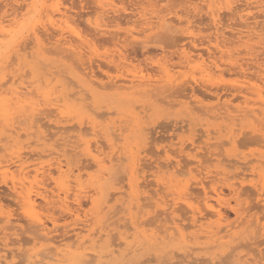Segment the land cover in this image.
Wrapping results in <instances>:
<instances>
[{
	"label": "rangeland",
	"instance_id": "rangeland-1",
	"mask_svg": "<svg viewBox=\"0 0 264 264\" xmlns=\"http://www.w3.org/2000/svg\"><path fill=\"white\" fill-rule=\"evenodd\" d=\"M0 1H1L0 7H6V6L10 7L9 5H7V3H10V5L14 4V6L15 5L19 6L20 2H27L25 0H23V1L22 0H4V1L0 0ZM64 1L65 0H60V1L59 0H49L44 5L46 8L44 6L41 7L39 12L37 13L39 19H41L43 17L42 16L43 14L46 15V16L44 15V19L42 18V25H41V22L39 23V27L41 30L40 32H42L41 33L42 37L40 36L41 35L40 32L35 34L36 37H38V38L34 40V42L32 44V48L28 49L29 55L27 54V51L25 52V54H27V55H26V57L23 56V59H22L23 66L17 69V72H18L17 78H19V75H20V78H23L27 85L32 82L30 85H32V87L35 86L37 88L43 87V86L45 87L47 80H49V81L52 80V85L56 87L55 93L58 92L57 94H54L53 96H59V97H61V99H63L60 102V108L59 109L53 108V109L56 111V113H58V116L60 118H63L66 120L69 119V120H67L68 121L67 126L69 127V130H68V128H64L66 130V132H64L66 135L71 134V133L78 135L80 132H82V134H84L86 136V139L90 140L91 143H93L94 141L96 142L97 141L96 139L98 138V140H99L98 142L103 147V150L105 151V153L108 152V153L112 154L114 151H118L116 149H118L119 147L120 148H119L118 153H121L122 155H124L126 153L125 156L127 157V159L123 158L124 162H123V165L121 167L122 170L120 168L118 169L119 171L117 170L115 177H114V178H116L115 182L116 183L118 182L117 184H119V185H123L122 191L125 189L124 191L127 192L126 197H124L127 200L126 204H129L130 202L132 204H134L138 201V197L142 196L141 197L142 200H140V204L142 205V203H143L144 207L142 206L143 209H141V207H140L141 205L139 206L140 208L138 206H134V209H133L134 215L132 216L127 211L123 210L124 208L122 207L123 205H121V201H113L112 205H114V206L112 208L111 213H113V215L116 214V216H114L113 219H111V221L116 220V222H115L116 224L114 223V225H112V227H114L118 224L121 225L117 229L114 230L115 232L113 231V233L117 235L116 238H119L127 230V227L124 226L123 224L126 223V224L131 226L132 221L137 219L136 218L137 215L138 214L142 215L140 217L138 216V224L139 225H138L137 230L133 229V227L131 230H129L130 233L136 231L134 236L130 237V239H129L130 241H133V243L135 242V246L133 247L131 253L125 255V253L128 252V249L126 248L125 244H123V246L121 245L122 247L120 246L121 248L119 249L121 251L118 250L119 255L116 252L112 256H106L104 258L97 257L96 258L97 264H106V263L107 264H116V262H117V264H127V262H128V264H140L141 260L143 261L145 259H147L148 261H155L156 264H167V263L168 264H173V263H175V264H183V263L184 264H192L193 263L192 261H194V260L195 261L193 264H195V263H197V264H206V263H209V264H216V263L217 264H234V262H235L234 260L236 258L235 254H238L239 251L241 254L244 253V254L250 256L252 259H256V260H254L255 264H259V262L262 259H264V201L261 200V198L258 194L259 190H257V189H259V188H257L259 186V184H260V186H259L260 188L264 185V166H263L264 164H262V163H264V127H263L264 122L259 125V127H260L259 130L253 131L252 128L247 124V123H250L249 119H243L241 121L239 119V121L238 120L232 121V120L228 119V117H230V116H227V114L225 112H221L220 114H215V109L213 107H214V104H216L218 102V97L215 95V93H213V91H215L216 90L215 88L217 87L216 91H219L222 96L225 95L222 98V101L224 102L226 99H227L226 101H231L233 108L235 106L238 107L240 105L245 106V104L242 102L244 100V98H243V96L242 97L240 96V94L242 95V93L240 91L238 92V90H235V87L233 85L236 84L237 82L240 85L243 84L245 81H247L249 83L250 82H257L259 85L263 86V90H264V53L260 54V57H259L260 58L259 61H261V60L263 61V62L261 61L259 63L263 64V66H261V68L259 69V66L257 64V67H258L257 69L256 68L249 69L250 72L247 71L248 77L242 76V74L235 73V71H233L231 69L234 66L231 67L229 60H227V57L220 59L221 60L220 62L222 63V65L223 66L225 65L223 67V69L225 68L224 76H220V77L217 76L216 78H213V80L207 81L208 83L206 84V86L203 85V83L205 84L206 81L204 82L202 80V78L199 76L200 74L199 75L197 74V77L200 81V82L199 81L197 82L194 79L195 74L192 71V69L190 71V68H188L187 66H184V67L178 66V68L175 69L176 70V77H180V78H178L177 81L175 82V85L173 86L174 89L172 87L171 89L167 90L165 94L160 95L159 97L151 96V94H148L149 95L148 96L147 93H144L142 91L137 93L139 91V89L135 88V87L117 88V86H115V87H110V88L106 87L105 88L102 85H99L98 83L92 84L91 76L88 77L89 74L86 75V73H85L86 71L83 72L84 71V70H82V68H84L83 66L89 65V63H87L85 61L83 62L80 59L78 60L75 57L66 59L65 56H62L64 54L59 53V55H58L57 52L51 53L52 50H49L50 52H48L44 49V48H46L48 50V49H50V47H48L49 45H47V44H42V41L44 43H47L46 42L47 40L46 39L43 40V38H47V36H49L48 34L51 32V30L52 31L54 30V27L47 24L48 22H47V20H45L48 17L46 13H52L53 9L56 8L57 5L59 4L58 2H61V4H59L61 6V9H64V11L68 10L69 12H72L71 15L73 16V21L75 19V22H73V23L78 26L77 29L83 33L85 38H87L89 41L91 40L90 44H91L92 50H93V56H92L93 62L92 63H93V69L95 70L94 72L99 76H103L102 78H104L105 80H107L108 74L116 75V73H118L117 72L118 70L116 68V63L111 62L110 60L112 57H115V59L118 60V55L120 53H123L126 57L129 56L127 58V61H129V65H132V66H130L131 68H129V69H132V67H133V69H141V68L147 67V68H149L150 71H152V73H154V74L156 73L157 75H161L159 72V71H161V68H162L161 66H163V68H168V67H171L173 64H179L181 62V54H182L183 50L185 48H187V50L194 49L193 45H192L193 43L191 42L190 38L187 39L188 36H187L186 32L182 31V30H184V28L186 26L184 25V23H185L184 21H180V18L183 17L182 19H185V17H187V15H189V14L193 17L192 20H194V18H195V21H194L195 23L193 22V25H194L193 29L194 28L197 29V30H195L196 34H198L197 37L199 39V41H197V43L201 42V46H203L202 40H204V38L207 37L206 36L207 33L211 34L213 32V30L208 29L209 26H211V24H210L211 22L209 20V17H207L208 14L205 11L204 13L203 12L201 13L203 15L199 14L197 16L195 15V17H194L193 16L194 13H191L192 11H189V9H188V11H186L187 8H189V7H187L188 5L185 4V2H183L185 0H181L182 2L180 0H165L164 3L161 2V4H160V5H162V6L164 5V6L163 7L159 6V8L161 10H163V9L166 10L165 13L170 12V15H172V16L169 15L170 17H176L177 18V19L175 18V21L178 22L177 27L179 26V28H180V29L178 28L179 31H177V30H176L177 32L172 31V28L170 30L169 29H166V30L165 29H162V30L157 29V30H159L157 32L156 31L150 32L147 30L148 31L147 33L145 32V33H142L140 35L138 34L139 35L138 38L136 37L132 40L133 37L129 36V33H127V31H130L131 28L136 29V30H142L145 26L142 23V22H144V20H143L144 17H141L140 13L144 11L146 13V15L148 14L147 15L148 18L152 15H153L152 17H154L155 13H152L153 10H151L154 8L150 5V2L152 0H143V1L142 0H114V3L117 5L116 7L121 9V11H120L121 14H119L120 12L119 13L118 12H116V13L110 12V14L108 13L110 16H108L107 14L105 15V16H108V18H110V20H113L114 17H115V19L117 17H119L117 21L113 20L112 21L113 23L112 22H111L112 24L110 23L111 24V25H109L110 27L107 26V29H108L107 32L105 30L106 27L104 29L105 31L102 30V31L98 32L96 29H94L95 28L94 23H95V21H97V18L101 14L97 10L99 7H96L97 3H98L97 0H94V2L97 1V3H94L93 0H67L65 2ZM132 1H133V3H132ZM251 2H253L251 4L252 5L251 6L252 13H254L255 15L261 14V16H259V19H261L263 21L264 20V16H263L264 13L262 12L261 6L259 4L262 2L260 1L258 3V1H256V0H253V1L251 0ZM228 3H231V6L233 7V8L231 7L232 10H231V8H228L226 6V5H228ZM244 3L245 2L243 0L242 1L241 0H227V1L223 0L222 3L219 2L217 4V6L220 5L219 6L220 16H221L220 18L222 19V24L224 25V27L226 26L225 28H226L228 34H230V28H233V29L237 28L238 29L239 24L237 25L236 23L237 22L240 23V20H238L240 18L236 14L233 15L232 11L234 13V8L236 9L239 6L244 5ZM122 4H123V6H122ZM124 4H126V5H124ZM176 5H178V6H176ZM256 5H257V7H256ZM149 6L152 8H150ZM173 6H174V8L172 9ZM170 7H171V9H170ZM223 7H224V9H223ZM43 8H45V9H43ZM149 8L151 11H149ZM177 8L179 9L178 11H177ZM47 9L52 10V11L50 12ZM95 10H96V12H95ZM224 10L225 11L227 10V11L225 12ZM41 11H44V13L41 14L42 13ZM46 11H49V12H46ZM139 11H140V13L138 14ZM183 11L188 12V14L186 15V13ZM255 11H256V13H255ZM149 12H151V13H149ZM111 14L112 15L114 14V15L112 16ZM117 14H118V16H117ZM149 14H152V15L149 16ZM174 14L177 16H174ZM97 15H98V17H97ZM120 15H122V16L120 17ZM234 16H235V19H232V18H234ZM78 17H79V19H78ZM202 17H203V19H201ZM204 17H206V18H204ZM262 17H263V19H262ZM120 19H121V22H120ZM236 19L238 21H236ZM78 21H79V23H78ZM262 21H261V24H264V21L263 22ZM45 22L47 24L46 27L50 26L49 27L50 32L45 31V27H44ZM179 22H182V23H179ZM196 22H197V24H196ZM228 23H230V24H228ZM175 25H176V22H175ZM112 29L115 30L116 33ZM237 29H235V30H237ZM85 30H87V31H85ZM91 31H93V32H91ZM43 32L46 35L43 34ZM120 32H122V33H120ZM94 34L96 37L94 36ZM162 34L165 38H164L163 42H159L157 38L159 36H161ZM43 35H45L46 37ZM116 36H117V38H116ZM183 36H184V38H183ZM97 37L98 38L101 37V39L100 38L98 39ZM119 37H121V39ZM200 37H203V38H200ZM148 38H150V40ZM263 38L259 39V41H263L264 40ZM95 39H96V41H95ZM142 39H143V43H142ZM139 42L142 43V45ZM258 42H257V46L259 45V47L257 48V46H256L254 49H260L261 51L256 50V52L257 51L258 52L255 54H258V53H261L262 51H264V43H263L264 41L260 42L261 44H258ZM255 45H256V43H255ZM261 46H262V48H261ZM236 47L239 49V50L237 48L233 49V51H235L234 55H237L236 58L237 57L241 58L240 59L241 61H245V59L247 57H249L250 60L252 59L253 55H250L246 52H243V51H245V49H247V47L245 45H241V46L236 45ZM115 48H116V50H114ZM241 49H243V50H241ZM254 49H252V51ZM240 51H242V53H239ZM246 51L248 52V49ZM146 52H148V53H146ZM237 52L239 54H237ZM115 54H117V55H115ZM244 54H246V55H244ZM33 55H34V57H33ZM94 55L98 59H95ZM238 55L242 56L243 58L239 57ZM243 55L245 56V58ZM153 56H155V57H153ZM217 56H218V54H217ZM26 58H27V60H26ZM71 59H74V60L76 59V61L71 60ZM249 59H246V61H248L252 64L253 59L251 61ZM77 60H78V65H77V63H75V62H77ZM102 60H103V62H102ZM222 61H225L224 62L225 64H223ZM84 63H86V64H84ZM228 63H229V65H228ZM96 64H98V65L96 66ZM227 65L230 66L231 68L228 67ZM42 68H44V69H42ZM114 68H116V69H114ZM52 70H54V71L52 72ZM56 70L57 71L59 70L58 71L59 74H62L64 76L61 75L62 76L61 77L59 74L56 73L57 72ZM64 70H66V71L64 72ZM177 70L179 72H177ZM262 70H263V72H262ZM45 71H47V72H45ZM115 71H116V73H115ZM26 72L31 73V75H26L27 74ZM41 72H43V73H41ZM173 72H175V71L173 70ZM180 73H182L183 75L181 74L182 76H180ZM65 74L68 76H66ZM40 75L43 76V77H41L42 80H41V78L37 79V77L38 76L40 77ZM65 76L67 77V78H65V80L68 79V81H70V84L67 81H65V82H64V80L62 81V78ZM52 77H55V78H52ZM57 77L59 80L61 78V81L58 82V80L56 79ZM70 77L74 80L73 82H75L76 84L72 82V79ZM90 78H91V80H90ZM257 78L262 80V81H259ZM186 79H187V81H186ZM20 80H22V79H18V82ZM34 80H36V81H34ZM42 81H43V83H42ZM242 81H243V83H242ZM105 82H108V81H105ZM179 82H180V85H179ZM67 83L69 84L68 87L70 88L71 92L75 90L77 93H81V94H76L74 97L64 96L65 91L63 93V90H64V87L68 85ZM71 83H73V84H71ZM200 83H202V84H200ZM215 83L218 84L220 88L222 87V89H220L218 87V85L216 86ZM230 83H232V84H230ZM41 84H43V86ZM79 84L82 86H80ZM191 84H193V85H191ZM226 84H228L229 86L232 85L233 87H230V88H232L234 90L230 89ZM39 85H41V86H39ZM211 85H215V87L212 89L213 86L211 87ZM100 86H102V87H100ZM177 86H179V87H177ZM72 87H74V89ZM82 87H84L85 90H82ZM192 88H193V90H192ZM223 88H225V89H223ZM228 90H230V91H228ZM83 91L84 92L87 91L88 94H86V95H88L89 98L85 97V93ZM135 91H137V92H135ZM194 91H195V93H194ZM225 91L228 93H226ZM59 94H61V96ZM77 97L79 99H76ZM160 97H162V98H160ZM68 98H70V99L72 98V99L68 100ZM231 99H233V100H231ZM253 99H254V97H252L250 99L251 105L255 106V104L252 101ZM164 100L167 102H165ZM71 101H72V103H71ZM222 101L220 100L219 102L222 103ZM175 103H177V104H175ZM190 103H191V105H190ZM89 104H90V106H89ZM210 105L213 107L209 108V107H211ZM194 106H196L197 108L196 107L194 108ZM52 107H51V109H52ZM190 107L192 108V111H191ZM208 108H209V110H208ZM102 112H103V114L101 115ZM112 112H114V113H112ZM234 114L235 115L238 114L236 117L243 116V115H241L242 113L240 114L239 111H234ZM223 116H224V118H216V117H223ZM92 119L97 121V123L99 125H101L100 129L98 127V130L100 131V133H98L99 135H95L94 134L95 132H93V130L91 128V122H89V121H91ZM251 120L253 121L252 118H251ZM257 122H256V124H258ZM81 123H82V125H81ZM116 124H117V126L119 125V127L118 128L116 127L115 129L116 130L118 129L117 132H119V133H117L114 130L115 133L117 134V137L115 136L116 134L112 137V134L111 135L107 134V130L105 128L108 125L112 126V125H116ZM83 126H86V127L90 126V128L89 127L86 128L88 130L90 129L89 131H91L90 134L88 133L89 131L87 132L88 136H87V134H85L86 129H85V127L83 128ZM226 126H227V128H226ZM79 127H80V129L83 128L85 131L79 130L78 129ZM120 127L121 128L124 127V129L123 128H122L123 130L119 129ZM71 128H73V129L71 130ZM74 128L76 130L78 129L79 131H76ZM55 129L57 130V128H54L51 131L55 132L56 131ZM101 130L104 132L102 133ZM111 131H112V129H111ZM226 131H227V133H226ZM237 132H239V134ZM120 133H123V134H120ZM208 133H210V135ZM104 134H106V135H104ZM118 134H120V135L118 136ZM149 135H151L152 137ZM32 136L34 137V135H32V134L26 135V137L24 135H22L20 138L21 139L20 144L23 147V150L26 151L25 154L29 153V152L34 153L35 151L43 148L41 145H38L37 142H35L34 140H33L34 143H30L32 145L30 147H28L30 145L29 141L31 139H33ZM1 137H4L6 139H4V138L0 139V150H1L0 154L5 152V150H3L4 146H8V148L10 147L9 145L12 146L11 148H13V146H14L13 141L7 142L8 138L6 137L5 133H0V138ZM149 137H151V138H149ZM111 138L116 139L115 142H117L118 146L116 147L115 150L110 145L113 142V140ZM34 139H35V137H34ZM117 139H118V141H117ZM235 139L237 141H235ZM5 141H6V143H5ZM194 141L196 143L195 145H193ZM225 141H227V142H225ZM228 141H231V142L229 143ZM9 142H11L12 144H10ZM95 142L93 144H96ZM220 142H221V144H220ZM23 143H25V144H23ZM1 146H2V148H1ZM194 146H196L197 148H195ZM183 147H186L185 148L186 152H184L185 150L181 151V148H183ZM204 147H205V149H204ZM79 149H82V148H79ZM11 151H12V149L10 150V148H9L8 152H11ZM133 151H134V153H133ZM8 152H5V153L8 155ZM123 152H125V153L123 154ZM196 152L199 155V158H201V160L190 162L191 155H195ZM189 153L191 155H189ZM133 154L134 155L136 154V156L139 160L137 165L132 164V155ZM72 156H70V158H71L72 163L74 161V163H75V164L73 163L74 165L78 164V165H82V166L83 165L87 166V168L85 166V169L82 171V173H84V174L81 177V180L84 182V185L86 187L84 194L89 193L88 194L89 196L91 194H93V196L96 198H102L104 192L101 191L100 184L101 185H103V184H102V181L99 180V178L102 174V168L98 165H95L94 160L89 155H87L86 153L81 152V150L78 153V157L75 154ZM79 158H80V160H79ZM31 159L32 160H29V164H32L30 169H33L34 167H36V165L41 166L42 164L40 163V161L42 160L41 162H43V160H46L47 158L44 157L43 159H36V158L35 159L31 158ZM177 159L178 160L183 159V162L181 161L182 167H181V165L178 166V169H180V170L177 173H179V175L177 174L176 178H174L175 180L172 181L169 173H167V171H166V164L168 161H171V160L176 161ZM249 159H251V160H249ZM248 160H249V163L247 162ZM34 163H38V164L33 165ZM159 164L165 168L160 167ZM255 167H257V168H255ZM159 168H161V170ZM219 171L221 174L219 173ZM245 173H247V175H245ZM0 176H1L0 177V190H1L0 191V197H1L0 198V212H3L5 214H12L15 217H20V216L22 217L24 215V209L21 205V202L18 201L19 198L14 196L13 193L11 192V189L9 187L10 182L9 183L7 182V180L9 181L11 179V176L10 175L9 176L0 175ZM242 176L243 177L245 176L247 181H245V184L243 185L244 190L242 188L241 192H240L243 195H238V194L237 195L240 196V200H241V201L239 200L241 202V205H239V206H241L243 208V210L247 208L246 210L248 212V213L247 212L244 213V215L246 217L243 215V217H244L243 220H245V218H246L247 221L251 220L252 222L255 223V224H252L251 227H248L247 224L245 226V223L247 222L246 220H245L246 222L243 221V223H244V226H243V223L241 224L239 222L242 218H239V220L236 219L237 216L234 213L233 207L237 203V201H236L237 199H235L237 197L235 196L236 194H231L230 191L227 190L226 194L224 195V198H223V200H224L223 201L224 202L223 208L229 215L227 222L230 223L232 221L231 223L234 222L235 226L233 227V229L231 231L232 234L227 235L226 238L223 239V242L221 244H218V245L214 244V245H212V247H210V245L212 243L209 242L208 240H204V238H202L201 239L203 241L202 244H200V245H198V244L194 245L193 244L192 247H187L185 245V242H183L182 239L180 240L181 237L178 236L179 234L178 235L176 234L177 236L176 235H174V236H165L164 235L163 237H160L157 239H154V236L151 235L153 229L154 230H156V229L160 230V225L164 224V227L170 225L171 220H168V221L166 220V218H168L169 215L171 216V219L173 217L177 218V220L178 219L180 220L182 218V220H184L186 223H190L192 221V214H193V212H191L192 208L187 202H185L184 200H176V202L178 204L172 203V202H174V198H176L179 195L178 192H179L180 188H183L186 185H188V188H189V185L192 184V185H190V188H191L190 190L191 191L193 190V192H196V193L191 192V194H192L191 195L189 192V195L191 197L195 195L196 197H195V199H194V197H192L193 198L192 199L189 196L190 202H192L195 206L200 205V207L201 206L204 207L205 204L203 202L204 200H202V199L206 196L205 189L198 181L203 180V181L207 182L206 183V186L208 187L207 189L209 191H211L214 186H219V185L223 186L227 189L229 181L234 182V181L241 180V179H243ZM226 180H228V182ZM121 181H122V183H121ZM145 181L148 184L144 183ZM45 182H46V185H45L46 187L44 189L49 190V192L51 194L53 193V195H57L58 192L61 191L59 186L55 183V181L53 179L47 178ZM113 182H114V180H113ZM119 185H117V186H119ZM126 185H127V187H126ZM161 187H162V189H161ZM163 187H164V189H163ZM3 188H4V190H3ZM144 188H146V189H144ZM161 190H163V191H161ZM110 191L112 192L113 189H111ZM157 191H158V193H157ZM159 191H160V193H159ZM171 191L173 192V195L171 194L172 193ZM89 196H83V198H82L83 202L86 200L88 201V202L87 201L84 202L83 210L85 212L89 213V217L92 220L91 223H93V225H96V227H97L98 225H100L102 223L101 219L103 221L105 220L104 219L105 216H104V214L98 215L96 213L97 206H95L92 203L91 198ZM164 196H166V197H164ZM149 197H151V198H149ZM52 199L58 200L59 198H58V196H55ZM160 200L161 201L164 200L167 205L164 204L163 206H158L157 202H159ZM170 201H172V202H170ZM70 202L73 205H76V203L73 202V198H70ZM147 202L148 203L150 202V204L151 203L152 204L154 203V204L150 205V204H147ZM229 202L231 205L228 204ZM116 205H117V208H116ZM47 206L48 207L44 206L45 208L42 206V208H40V213L45 218H51L53 215L58 217L59 218L58 224H59V227H61V229L59 228L61 230V232L63 231V229L66 232V231H69L70 229H72L74 227V225L72 223L73 222L72 218L69 215H67V212L62 211V209L59 207V204H56L54 206L53 205H47ZM236 206H237V204H236ZM121 207H122V209H121ZM156 207H157V209L158 208H161V209L157 210ZM137 209L143 210V213H141V210H140L139 211L140 213L138 212V214H137L136 213L138 211ZM174 209H176V210H174ZM92 211L95 213H93ZM171 211H172V213L170 214ZM173 211H175V212H173ZM85 212L82 213L83 218H85V216H84ZM144 212H146V214ZM65 213H66V215H65ZM126 213H128V214H126ZM156 213H158L157 214L158 216L156 215ZM167 213H169V214H167ZM143 214H145V215H143ZM123 215H124V218L120 219L121 217H123ZM185 216H187V218ZM251 218L254 220H252ZM127 219H129V221ZM142 219L145 221L150 220L147 222V223H149V225L147 223H145V224L141 223L140 221H142ZM187 219H188V221H187ZM28 221H30V220H28ZM28 221H27V219L21 220L20 223L18 224L17 228H18V232L20 233V236L23 234L22 236L24 238L26 236H28L26 238H28L30 240L31 238L38 236L37 234H40V233H36V231L35 232L32 231L35 234L32 233L30 228L32 230L33 229L36 230V228H38V227L34 226L36 224H34L32 221H30L34 224L33 225L31 223L33 225L32 226L30 224V222H28ZM155 221H156V223H155ZM165 221H167V223H169V225L167 223H165ZM25 222H27V223H25ZM118 222H121V223H118ZM4 224H5V221L0 220V227H1L0 228V232H1L0 235L1 236L4 235V233H3L4 229L2 230V228L6 225V224L5 225ZM156 224L158 225L159 228H156V226H157ZM25 225H26V227H25ZM27 225L29 227H27ZM30 225H31V227H30ZM33 227H36V228H33ZM62 227H64V228H62ZM148 227H149V229H148ZM245 227H247V228H245ZM25 228H27L28 230L26 229V231H25ZM60 230H59V232H60ZM193 230H195V228L191 227L188 231L190 232ZM37 231H38V229H37ZM59 232H55V234L56 233L60 234L61 232L60 233ZM241 232H242V234H240ZM139 233L142 235L140 236ZM13 236L16 237L15 235H13ZM13 238L11 236V240ZM73 239H75V237ZM29 240L24 244L25 247L23 245L20 246L19 244L13 246V247H16V246L22 247L21 248L22 253L20 252L21 254H19L20 256L22 255V257H23V253H24L23 250L26 249L27 251L32 252V250L34 248L39 247L41 245V244H38V246H35L33 240L32 239L30 241ZM143 242H146L145 245H142V244H144ZM197 245L201 248H199ZM137 248H138V250H137ZM64 253L65 254H63V257L61 258V260H59L57 262V264H65L66 260L72 259L71 256L68 254V252L67 253L64 252ZM163 255H164V257H163ZM147 256H148V258H147ZM165 256H166V258H165ZM215 256H216V258L213 259ZM149 258H151V259H149ZM102 260H104L105 263ZM174 260H177V261H174ZM181 261H183V262H181Z\"/></svg>",
	"mask_w": 264,
	"mask_h": 264
},
{
	"label": "bare ground",
	"instance_id": "bare-ground-1",
	"mask_svg": "<svg viewBox=\"0 0 264 264\" xmlns=\"http://www.w3.org/2000/svg\"><path fill=\"white\" fill-rule=\"evenodd\" d=\"M25 1H27V0H25ZM48 1L49 0H38V2L41 3L43 6ZM65 1H67V0H65ZM97 1H98V3H97ZM97 1L94 2V0H93L94 3H97V6L96 5L95 6L99 7L97 10L101 14H100L99 17L97 15L98 18H97V21H95V23H94L95 24V26H94L95 28L94 29H96L99 32V31L104 30L105 27H106L105 30L107 32L108 31L107 26L111 25L113 23L112 22L113 20L117 21L118 18H119V17H117L115 19V17H114L113 20H110V18H108V16H110L109 15L110 12H112V13L118 12L119 13L121 11V9L116 7L117 5L114 3V0H105V1L104 0H97ZM222 1L223 0H185V1H183V2H185V4L188 5L187 7H189V8H187L186 11H188V9H189V11H192L191 13H194V15H193L194 17H195V15L197 16V15L201 14L202 12L204 13L206 11V13L208 14L207 17H209V20L211 22L210 23L211 26H209L208 29L213 30V32L211 34L207 33V35H206L207 37L204 38V40H202V45L203 46H201V42L200 43L198 42L199 43L198 44L197 43V41H199V39L197 37L198 34H196V32H195V30H197V29H195V28L193 29V26H194L193 22L195 21V18H194V20H192L193 17L190 14L187 15L188 12L183 11V12L186 13L187 17H185V19H182L183 17L180 18V21H184L186 23L185 24L183 22L186 27L182 31L186 32V34L188 36L187 39L190 38L191 42L193 43L192 45H193L194 49L187 50V48H185L183 50L182 54H181V62L179 64H173L172 66L170 65L171 67H168V68H163V66H161L163 68L162 69L160 67L161 71H159V72H160L161 75H157L156 73L155 74L152 73V71H150L149 68H147V67L146 68H141V69H133V67H132V69H129V68H131L130 66H132V65H129V61H127V58L129 56L126 57L123 53H120L118 55V60H116L115 57H112L111 60H110L111 62L116 63V68L118 70L117 71L118 73H116V71H115L116 75L108 74L107 75V80L102 78L103 76L97 75L94 72L95 70L93 69V63H92L93 62V58H92L93 50H92V46L90 44L91 40L89 41L87 38H85L83 33L77 29L78 26L73 23V22H75V19L73 21V16L71 15L72 12H69L68 10L64 11V9H61V6L59 5V4H61V2H58L59 4L57 5L56 8L53 9V11L49 10L50 8L47 9L50 12L52 11V13H46L48 17L45 20H47V22H48L47 24H49L50 26L54 27V30L53 31L51 30V32H50L49 31V27L50 26L46 27L47 24L45 22V24H44L45 31H47V32L49 31L50 33L48 34L49 36H47V38H43V40L44 39L47 40L46 41L47 43H44L42 41V44L49 45L48 47H50V49L47 50L46 48H44L48 52H50L49 50H52L51 53L57 52L58 55H59V53L60 54H64L62 56H65L66 59L75 57L78 60L80 59L83 62L85 61V62L89 63V65L83 66L84 68H82V70H84L83 72L86 71L85 72L86 75L89 74L88 77L91 76L92 84L98 83L99 85H102L105 88L106 87L110 88V87H115V86H117V88L135 87V88L139 89L138 92L135 91L137 93L142 91L144 93H147V95L151 94V96H156V97H159L160 95L165 94L167 90L171 89L175 85V82L177 81V79L180 78V77H176V70L175 69L178 68V66H180V67L187 66L188 68H190V71L192 69V71L195 74L194 79L197 82L199 81V79L197 77V74L198 75L200 74L199 76L202 78V80L204 82L206 81L205 84L203 83V85L206 86V84L208 83L207 81L213 80V78H216L217 76L218 77L224 76L225 68L223 69V67L225 65L224 66L222 65V63L220 62L221 61L220 59H223L224 57L225 58L227 57V60H229V63L231 65V67L234 66L235 68L234 67L231 68L230 66H228L229 63L227 65L228 67H230L233 71H235V73L242 74V76H247L248 77V75H247L248 72L247 71H249V69H252V68H256L257 69L258 68L257 64L259 66V69L261 68V66H263V64L259 63V62L262 61V60L259 61V59H260L259 57H260V54L264 53V51H262L261 53L255 54V53L258 52V51L256 52V50H260V49H254L257 46V42L259 41V39H262L264 37V24H261L262 20L259 19V16H261V14L255 15L254 13H252V10H251V6L252 5L251 4L253 2H251V0H243L245 2L244 5L239 6L236 9L234 8V13L232 11L233 15L236 14L240 18V19H238V20H240V23H238V22L236 23L237 25L239 24L238 25L239 27H238V29L234 27L237 30H235L233 28H230V34H228V32H227V30L225 28L226 26L224 27V25L222 24V19L220 18L221 17L220 16V8H219L220 5L217 6V4L219 2L222 3ZM256 1H258V3L260 1L262 2V3H259V4L261 6L262 12L264 13V0H256ZM161 2L164 3L165 0H152L150 2V5L154 8V9H151V10H153L152 13H155L154 17H152L153 16L152 14H149V16L150 15H152V16H150L148 18L147 17L148 14L146 15V13L144 11L141 12V13H140V11L138 12V14L140 13L141 17H144V19H143L144 22H142V23L145 26H144V28L142 30H136V29H132V28L130 29L129 28L130 31H127V33H129V36L133 37L132 40L134 38H136V37L138 38V36L140 34L145 33V32L147 33L148 31H150V32H153V31L155 32L156 31L157 32V31L162 30V29H165V30L169 29L170 30L171 28H172V31H175V32L179 31L180 28H179V26L177 27L178 22L175 21L176 17H170V16H172V15H170V12L169 13L168 12L165 13L166 10H164V9L161 10L159 8V6L160 7L162 6V5H160ZM132 3H133V1H132ZM7 5L10 6V7L6 6V8H9V11L15 12L16 7H14V4L10 5V3H7ZM124 5H126V4H124ZM122 6H123V4H122ZM176 6H178V5H176ZM226 6L228 8L232 7L231 3H228V5H226ZM152 7H150V8H152ZM256 7H257V5H256ZM45 8H43V9H45ZM150 8H149V11H151ZM173 8H174V6L172 7V9ZM232 8H231V10H232ZM170 9H171V7H170ZM223 9H224V7H223ZM178 10L179 9L177 8V11ZM49 11H46V12H49ZM41 12H42L41 14L44 13V11H41ZM95 12H96V10H95ZM149 13H151V12H149ZM255 13H256V11H255ZM106 14L108 16H105ZM119 14H121V12ZM44 15L45 14L42 15L43 19H44ZM122 15H120V17ZM177 15L174 14V16H177ZM201 15H203V14H201ZM117 16H118V14H117ZM42 18L40 19L41 25H42ZM204 18H206V17H204ZM78 19H79V17H78ZM121 19H120V22H121ZM201 19H203V17ZM232 19H235V16ZM262 19H263V17H262ZM238 20L236 19V21H238ZM174 21L176 22V25H175ZM78 23H79V21H78ZM179 23H182V22H179ZM196 24H197V22H196ZM228 24H230V23H228ZM157 29H159V30H157ZM85 31H87V30H85ZM113 31H115V30H113ZM39 32H37V33H39ZM91 32H93V31H91ZM41 33L42 32H40V34ZM115 33H116V31H115ZM120 33H122V32H120ZM43 34H45V33L43 32ZM45 35H43V36H45ZM40 36L42 37V34ZM94 36H95V34H94ZM184 36H183V38H184ZM203 37H200V38H203ZM99 38L101 39V37H99ZM116 38H117V36H116ZM119 38L121 39V37H119ZM96 39H95V41H96ZM143 39H142V43H143ZM148 39L150 40V38H148ZM263 41H259L258 44H261L260 42H263ZM142 43H140V44L142 45ZM255 43H256V45H255ZM236 45H240V46L241 45H245L247 47L248 52L246 51L247 49H245V48H244L245 51H243V52H246V53H248L250 55H253V57H252L253 60L251 59L253 61L252 64L250 62L246 61V59H249V57H247V56H246L247 58L245 59V61H241L240 60L241 58H238V57L236 58L237 55H234L235 51H233V49L237 48ZM258 47H259V45L257 46V48ZM261 48H262V46H261ZM252 49H254L255 51L254 50L252 51ZM114 50H116V48ZM241 50H243V49H241ZM28 52L29 51L27 50V54H28ZM148 52H146V53H148ZM239 53H242V51H240ZM239 53L237 52V54H239ZM27 54L24 53L23 56L26 57ZM217 54H218V56H217ZM115 55H117V54H115ZM244 55H246V54H244ZM33 57H34V55H33ZM94 57H95V55H94ZM153 57H155V56H153ZM239 57H242V56H239ZM244 58H245V56H244ZM95 59H98V58L95 57ZM26 60H27V58H26ZM71 60H74V59H71ZM78 60H77V62H75V63H77V65H78ZM74 61H76V59ZM225 61H222L223 64H225L224 63ZM102 62H103V60H102ZM84 64H86V63H84ZM97 65L98 64H96V66ZM44 68H42V69H44ZM116 68H114V69H116ZM173 70L175 72H173ZM53 71L54 70H52V72ZM58 71L56 72L57 74H59ZM65 71L66 70H64V72ZM45 72H47V71H45ZM177 72H179V71L177 70ZM262 72H263V70H262ZM41 73H43V72H41ZM181 74L182 73H180V76L183 75V74L182 75ZM59 75L61 76L62 74H59ZM62 76H64V75H62ZM66 76H68V75H66ZM66 76L63 77L64 79L62 78V81L63 80H64V82L67 81L70 84V81H68V79L65 80V78H67ZM41 77H43V76L40 75V77L38 76L37 79H40ZM52 78H55V77H52ZM91 78H90V80H91ZM17 79H21L20 75H19V78H17ZM56 79L58 80V82L61 81V78H60V80L58 79V77ZM41 80H42V78H41ZM258 80L262 81L260 79H258ZM34 81H36V80H34ZM73 81L74 80L72 79V82ZM105 81H108V82H105ZM186 81H187V79H186ZM180 82H179V85H180ZM42 83H43V81H42ZM73 83H75V82H73ZM73 83H71V84H73ZM216 83H215V85L217 86L218 84H216ZM242 83H243V81H242ZM30 84L27 85L25 83L24 79L19 81V86H20V90H21V93H22V102H26V101L27 102H31L30 103V111H29V113L25 114L24 122L21 123L19 127L13 126V128L10 129L8 133H6V137L8 138L7 142L8 141H13V145H14L13 148H11L12 146L9 145L10 146L9 148H10V150L12 149V151L8 152V149H9L8 146H4L3 150H5V152H8V155L5 152L0 154V175H3V176H9L10 175L11 176V179L9 181L7 180V182L8 183L10 182L9 187L11 189V192L13 193L14 196L19 198L18 201L21 202V205H22V207L24 209V215L22 217L21 216L20 217H15L12 214H5L3 212H0V220L1 221H5V224H6V225L4 224L5 226L2 228V230L3 229L5 230V231L3 230L4 235H2V236L0 235V264H57V262L59 260H61V258L63 257V254H65L64 252H66V253L68 252V254L71 256V258L78 257L79 259L88 261L89 264H97V261H96L97 257L104 258L106 256H112L116 252L119 255L118 250L123 246V244H125L126 248L128 249V252H126L125 255L131 253L133 247L135 246V242L133 243V241H130L129 239H130V237L134 236L136 231L135 232L131 231L132 233H130L129 230H131L132 227H133V229L137 230L138 225H139L138 224V216L139 217L142 216V215H139L138 212L141 209H143L144 206H143V203H142V205L140 204V200H142V198H141L142 196L138 197V201L136 203L132 204L130 202L129 204H126L127 200L124 197H126L127 192L124 191L125 189L122 191L123 185H119V184H117L118 182L117 183L115 182L116 178H114V177H115V174H116L117 170L119 168L121 169V167L123 165V162H124V159H127V157L125 156L126 153L123 152V154L125 153L124 155H122L121 153H118L120 147L118 149H116V147L118 145H117V142H115L116 139H114V138H111L113 140V142L110 145H111V147L114 150L116 149L118 151H114L115 153L113 152L112 154H110L108 152L105 153V151L103 150V147L98 142L99 141L98 138L96 139L97 140L96 142L94 141L96 144H93L94 142L91 143L90 140L86 139V136L84 134H82V132H80L78 135L73 134V133L66 135L64 133V132H66V130L64 128H68V130H69V127L67 126V123H68L67 120H69V119L66 120V119L60 118L58 116V113H56V111L53 109V108L59 109L60 108V102L63 99H61V97H59V96H53L54 94H57L58 92L55 93L56 87L52 85V80H50V81L47 80L46 85L44 84L45 87L43 86V84H41L43 87H39V88H37L35 86L32 87V85H30ZM69 84L67 86H65V87L63 86L64 87L63 93L65 91L64 96H66V97H70V96L74 97L76 94H81V93H77L75 90L71 92L70 88L68 87ZM200 84H202V83H200ZM230 84H232V83H230ZM41 85H39V86H41ZM191 85H193V84H191ZM215 85H211V87L213 86L212 89L215 87ZM226 85L229 88L234 86L235 90H238V92L240 91L242 93V95L240 94V96L241 97L243 96L244 100L242 102L245 104V106L240 105L238 107L235 106L233 108V106L231 104V101H226L227 100L226 99L223 102L222 98L225 95L222 96L219 91H216L217 90V87H216L215 88L216 90L214 89L215 91H213V93H215V95L218 97V102L216 104H214V107L211 106V105H210L211 107H209V106L208 107L209 108L213 107L215 109V114H220L221 112H225L227 114V116H230V117H228V119H230L232 121H235V120L239 121V119H240V121L243 120V119H249L250 123H247V124L252 128V130L253 131L259 130L260 129L259 125L264 122V105H263L264 104V90H263V86L259 85L257 82H250L249 83L247 81H245L241 85L238 82L236 84H234L233 86L232 85L229 86L228 84H226ZM80 86H82V85H80ZM102 86H100V87H102ZM177 87H179V86H177ZM218 87H219V85H218ZM72 88L74 89V87H72ZM173 89H174V87H173ZM220 89H222V87ZM223 89H225V88H223ZM230 89H232V88H230ZM82 90H85V88L82 87ZM192 90H193V88H192ZM232 90H234V89H232ZM0 91H2V89H0ZM228 91H230V90H228ZM84 93H85V97H88V95H86V94H88L87 91H85ZM194 93H195V91H194ZM226 93H228V92H226ZM59 95L61 96V94H59ZM78 97L76 99H79ZM252 97H254V99L252 101L255 104V106L251 105L250 99ZM160 98H162V97H160ZM71 99L68 98V100H71ZM220 100L222 101V103L219 102ZM231 100H233V99H231ZM165 102H167V101H165ZM71 103H72V101H71ZM175 104H177V103H175ZM190 105H191V103H190ZM89 106H90V104H89ZM51 107H52V109H51ZM195 107L196 106H194V108ZM209 108H208V110H209ZM190 109L192 111L191 107H190ZM234 111H239L240 114L242 113L241 115H243V116L236 117L238 114L235 115ZM112 113H114V112H112ZM102 114H103V112L101 113V115ZM224 116L223 117H216V118H224ZM251 118L253 119V121L251 120ZM89 122H91V128H92L93 132H95L94 134L95 135H99L98 133H100V131L98 130V127L100 129L101 125H99L97 123V121H95L93 119L91 121H89ZM256 122L258 124H256ZM81 125H82V123H81ZM84 127H85V129L88 128V127L90 128V126H88V127L83 126V128ZM116 127L118 128L119 125L118 126H117V124L116 125H112V126L108 125L105 128L107 130V134H109V135L112 134V137H113L116 134L115 131L117 132V130H118V129L117 130L115 129ZM263 127H264V125H263ZM54 128H57V130L55 129L56 131L52 132L51 130L54 129ZM83 128L80 129V127H79L78 129L82 131V130H84ZM122 128L124 129V127H122ZM122 128L120 127L119 129H122ZM226 128H227V126H226ZM72 129L73 128H71V130ZM78 129L77 130L75 129V130L79 131ZM111 129H112V131H111ZM89 130L86 129L85 134H87V136H88V133L90 134V132H91ZM101 132L103 133L104 131L101 130ZM0 133H2V132H0ZM117 133H119V132H117ZM226 133H227V131H226ZM237 133L239 134V132H237ZM25 134L26 135H31L32 134V135H34V137L36 139L35 140L34 137L32 136L33 139H31L32 141L31 140L29 141V144L30 143H34L33 142V140H34L35 142H37L38 145H41L43 148L40 149V150H37V151L34 150L35 151L34 153L33 152L32 153L29 152V153L25 154L26 151L23 150V147L20 144V140H21L20 138H21L22 135H24L26 137ZM120 134H123V133H120ZM120 134H118V136ZM208 134L210 135V133H208ZM104 135H106V134H104ZM115 136L117 137V134ZM149 136H151V135H149ZM4 137H1L0 139H3ZM151 137H149V138H151ZM4 139H6V138H4ZM118 139H117V141H118ZM235 141H237V140L235 139ZM225 142H227V141H225ZM228 142L230 143L231 141H228ZM5 143H6V141H5ZM9 143L12 144L11 142H9ZM23 144H25V143H23ZM195 144L196 143L194 141L193 145H195ZM220 144H221V142H220ZM31 145L32 144H30L28 147H30ZM194 147L197 148L196 146H194ZM1 148H2V146H1ZM79 148H82V149H79ZM185 148L186 147L181 148V151L185 150L184 152H186ZM204 149H205V147H204ZM80 150H81V152H84L87 155H89L94 160L95 165H98V166H100L102 168V174H106V175H103V179H101L102 174H101V176L99 178V180L102 181V184H103V185L100 184L101 191L104 192L102 198H96V197L93 196V194H91L89 196L88 195L89 193L84 194V192L86 190V187L84 185V182L81 180V177L84 174V173H82V171L85 169L86 165L85 166L84 165L83 166L82 165H78V164L74 165L75 164L74 161H73V163H74L73 164L72 161H71V158H70V156H72L74 154L77 155V157H78V153L80 152ZM133 153H134V151H133ZM189 155H191V154L189 153ZM44 157H46L47 159L43 160V162H41L42 160L40 161V163L42 164L41 166H37L36 165L39 162L38 163H34L33 165H36V167H34L33 169H30L32 164H29V160H32L31 158H33V159H35V158L36 159H43ZM79 160H80V158H79ZM200 160H201V158H199V155L197 154V152H196L195 155H191L190 162L191 161H200ZM249 160H251V159H249ZM249 160L247 161L248 163H249ZM138 161L139 160H138L136 154L135 155L133 154L132 155V164L133 165H135V164L137 165ZM174 161H172V160L168 161L167 164H166V171H167V173H169L170 178H171L172 181L175 180L174 178H176L177 174L179 175V173H177L180 170V169H178V166L182 164L181 161L183 162V159L182 160H180V159L178 160L177 159L175 162ZM262 164H264V163H262ZM160 167L165 168V167H163L161 165H160ZM181 167H182V165H181ZM86 168H87V166H86ZM255 168H257V167H255ZM159 169L161 170V168H159ZM219 173H220V171H219ZM245 175H247V173H245ZM45 178L46 179L47 178L48 179L49 178L53 179L55 181V183L59 186L61 191L58 192L57 195H53V193L51 194L49 192V190L44 189L46 187L45 186L46 185V182H45L46 179ZM242 178L243 179L238 180V181H234V182H230V181L228 182V180H226L228 182L227 189L225 187L219 185V186H214L211 191H209L207 189L208 188L206 186L207 182H205L203 180L198 181L205 189L206 196L204 195L205 197L203 196L204 198L202 199V200H204L203 201L204 204H205L204 207H202V206L200 207V205L199 206H195L192 202H190L189 198L191 196L189 195V192H190V194H191V192L192 193H196V192H193V190L192 191L190 190L191 189L190 185H192V184L189 185V188H188V185H186L183 188H180V190L178 192L179 195L176 198H174V202H172V201H170V202H172L173 204L177 203L176 200H184L185 202H187L192 208L191 209L192 210L191 212H193L192 221L190 223H186L184 220H182V218L180 220L179 219L177 220V218H175V217H173L171 219V216L169 215L170 217L168 216V218H166V220L167 221L171 220L170 221V225H169V223H167V221H165V223H167L169 226H165L164 227V224H162V225H160V230L159 229H156V230L153 229L151 235L154 236V239H157V238L163 237L164 235L165 236H174L176 234L177 235L179 234L178 236L181 237L180 240L182 239L183 242H185V245L187 247H192L193 244L194 245L195 244H198V245L202 244L203 243V241L201 240L202 238H204V240H208L209 242L212 243L210 245V247H212V245H214V244H216V245L221 244L223 242V239L226 238L227 235L232 234L231 231H232L233 227L235 226L234 222L233 223H231L232 221L230 223L227 222V220L229 218V215L223 208V205H224L223 198H224V195L226 194L227 190H229L231 194H236L235 196L237 197V198H235V199H237L236 200L237 201V203H236L237 206L235 204V206L233 207L234 213L237 216L236 219L239 220V218H242L239 221L241 224L243 223V221L246 220V218H245V220H243V218H244L243 215H244L245 212H247V210H246L247 208L243 210V208L241 206H239V205H241V202H240L241 200H240V196H238V195H243L240 192H241V189L243 188V185L245 184V181H247L245 176L244 177L242 176ZM113 180H114V182H113ZM115 183L117 185H119V186H117ZM121 183H122V181H121ZM144 183H146V181ZM146 184H148V183H146ZM259 186H260V184H259ZM259 186L257 187V188H259V189H257V190H259L258 194H259L261 200L264 201V185L261 188ZM126 187H127V185H126ZM111 189H113L112 192L110 191ZM144 189H146V188H144ZM161 189H162V187H161ZM163 189H164V187H163ZM3 190H4V188H3ZM243 190H244V188H243ZM161 191H163V190H161ZM157 193H158V191H157ZM159 193H160V191H159ZM171 194L173 195V192ZM55 196H58L59 199L58 200H53L52 198L55 197ZM83 196H89L91 198L92 203L95 206H97L96 213L98 215L104 214V216H105V218H104L105 220L103 221L101 219L102 223L100 225H98L97 227H96V225H93V223H91L92 220L89 217V213H87V212H85L83 210L84 202L87 201L86 200V201L83 202V200H82ZM151 197H149V198H151ZM164 197H166V196H164ZM192 197H194V199H195L196 196L194 195ZM70 198H73V202H75L76 205H73L70 202ZM113 201H121V205H123L122 207L124 208L123 210L127 211L132 216L134 215L133 214L134 206H138L139 207L141 205L140 206L141 209L140 210L137 209L138 211L136 210L137 211L136 213L138 214V215L136 214L137 215V217H136L137 219L132 221L131 226L126 224V223L123 224L124 226L127 227V230H126L125 233L123 232L124 234L121 235L119 238H116L117 235L114 234L113 231L115 229H117L119 226H121L120 224H118V223H121V222H118L117 223L118 225L112 227V225H114L116 220L115 221L114 220L111 221V219H113V217L116 216V214L113 215V213H111L112 208L114 206V205H112ZM56 204H59V207L62 209V211L63 212H67V215H69L72 218V220H73L72 223H73L74 227L72 229H70L68 227L70 229V230L68 229L69 231L65 232L64 229H63V231L61 232V230H60L61 227H59V224H58L59 223V218L58 217L53 215L51 218H45L40 213V208H42V206L43 207L44 206L48 207L47 205H53L54 206ZM147 204H150V202L149 203L147 202ZM164 204H166L164 200L163 201L160 200L159 202H157L158 206H163ZM228 204H230V202ZM122 207H121V209H122ZM116 208H117V205H116ZM156 209H157V207H156ZM158 209H161V208H158ZM174 210H176V209H174ZM83 212H85V214H84L85 218H83V216H82ZM173 212H175V211H173ZM93 213H95V212H93ZM128 213H126V214H128ZM141 213H143V210H141ZM144 213L146 214V212H144ZM158 213H156V215ZM171 213H172V211L170 212V214ZM145 214H143V215H145ZM167 214H169V213H167ZM65 215H66V213H65ZM185 217L187 218V216H185ZM122 218H124V215L120 219H122ZM25 219H27V221L28 220L32 221L36 225H34L30 221H28V222H30V224L32 223L34 226L38 227V228L33 227V228H36V230H34V229L32 230L30 228L31 232L32 231H34V232L36 231V233H40V234H37L38 236H36L34 238H31V239L33 240L35 246H38V244H41V245L39 247L34 248L32 250V252L27 251L24 248L26 251L23 250L24 253H23V257H22V255L21 256L19 255V254L22 253L21 252L22 251V249H21L22 247H18V246L13 247V246L18 245V244L20 246H22V245L24 246V244L29 240L28 238H26L28 236L25 237L26 239L22 236L23 234L20 236V233L18 232V228H17V226L20 223V221L21 220H25ZM188 219H187V221H188ZM127 220L129 221V219H127ZM252 220H254V219H252ZM148 221H150V220H148ZM148 221H145V220L142 219V221H140V222L145 224ZM250 221L251 220H248L247 221L248 223L246 222L245 226L247 224L248 227H251L252 224H255L254 222L251 221L252 222L251 223ZM25 223H27V222H25ZM155 223H156V221H155ZM147 224L149 225V223H147ZM31 225H30V227H31ZM243 226H244V223H243ZM25 227H26V225H25ZM27 227H29V226L27 225ZM191 227L195 228V230L189 232L188 230ZM62 228H64V227H62ZM156 228H159L158 225L156 226ZM245 228H247V227H245ZM26 229L27 228H25V231H26ZM37 229H38V231H37ZM148 229H149V227H148ZM59 230H60L61 233L59 232ZM34 232H32V233H34ZM55 232H59L60 234H58V233L55 234ZM240 234H242V232ZM13 235H15L16 237H14ZM139 235L141 236L142 234L139 233ZM11 236H12V238L14 237L12 240H11ZM74 237H75V239H73ZM143 243L144 244H142V245H145L146 242H143ZM199 248H201V247H199ZM137 250H138V248H137ZM119 251H121V250H119ZM235 255H236L235 256L236 258L234 260L235 261L234 264H255L254 260H256V259H252L250 256H248V255H246L244 253L241 254L240 251H239L238 254H235ZM163 257H164V255H163ZM147 258H148V256H147ZM165 258H166V256H165ZM215 258H216V256L213 259H215ZM149 259H151V258H149ZM102 261L104 262V260H102ZM174 261H177V260H174ZM194 261H192V262L194 263ZM181 262H183V261H181ZM116 264H117V262H116ZM127 264H128V262H127ZM173 264H175V263H173ZM195 264H197V263H195ZM206 264H209V263H206Z\"/></svg>",
	"mask_w": 264,
	"mask_h": 264
},
{
	"label": "snow or ice",
	"instance_id": "snow-or-ice-1",
	"mask_svg": "<svg viewBox=\"0 0 264 264\" xmlns=\"http://www.w3.org/2000/svg\"><path fill=\"white\" fill-rule=\"evenodd\" d=\"M15 12L0 7V132L8 133L13 126L19 127L30 111L31 102H22V93L17 79V69L22 67L24 53L32 47L36 33L40 31L37 13L43 7L38 0L21 2ZM207 7V6H206ZM163 34L157 39L164 40ZM26 75H31L27 73ZM23 79V78H21ZM102 174L101 179H103ZM65 264H89L88 261L73 257ZM140 264H156L147 259ZM259 264H264L262 259Z\"/></svg>",
	"mask_w": 264,
	"mask_h": 264
}]
</instances>
